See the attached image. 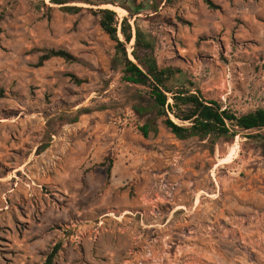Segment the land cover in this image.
Here are the masks:
<instances>
[{"label":"rangeland","instance_id":"obj_1","mask_svg":"<svg viewBox=\"0 0 264 264\" xmlns=\"http://www.w3.org/2000/svg\"><path fill=\"white\" fill-rule=\"evenodd\" d=\"M103 1L0 0V264H264V144L162 120L146 138L147 89L89 11L143 6L159 66L246 114L264 109V0ZM46 51L76 61L38 67Z\"/></svg>","mask_w":264,"mask_h":264},{"label":"trees","instance_id":"obj_2","mask_svg":"<svg viewBox=\"0 0 264 264\" xmlns=\"http://www.w3.org/2000/svg\"><path fill=\"white\" fill-rule=\"evenodd\" d=\"M205 2L213 7L209 0ZM54 6L70 15H78L84 8L72 4L88 5L91 8L101 7L109 3L103 0H50ZM161 3V2H160ZM136 12L125 7L130 18L121 22L118 14L112 9H90L99 18L102 31L116 44L115 61L123 68V80L131 85L147 89L149 107H136L135 112L141 117H148L140 129L148 138L158 131V123L163 125L181 141L190 139L206 140L215 138H236L247 135V138L264 144V109H258L246 114H238L214 100H207L199 91H193L182 83L184 72L173 67L161 68L156 57V44L151 35L142 31L131 21L142 11L143 6H137ZM158 10V6L155 8ZM152 19V18H150ZM4 15H0V24ZM0 28V43H1ZM119 34L122 35L123 41ZM135 41L131 54L128 45ZM54 58L66 61L76 59L65 51H46L40 57L38 67H43ZM178 85V86H177ZM191 87L193 84H190ZM110 167L108 175L111 176ZM51 256L47 264H53Z\"/></svg>","mask_w":264,"mask_h":264},{"label":"bare ground","instance_id":"obj_3","mask_svg":"<svg viewBox=\"0 0 264 264\" xmlns=\"http://www.w3.org/2000/svg\"><path fill=\"white\" fill-rule=\"evenodd\" d=\"M108 8H109V9H112V10H115V11L121 13V14H127L126 11H124V10H122V9H119V8H115V7H113V6H110V7H108ZM123 17H124V16H123ZM133 43H134V42H133Z\"/></svg>","mask_w":264,"mask_h":264}]
</instances>
